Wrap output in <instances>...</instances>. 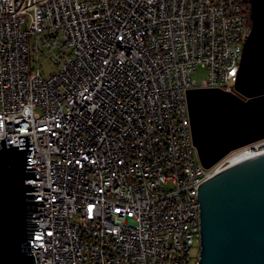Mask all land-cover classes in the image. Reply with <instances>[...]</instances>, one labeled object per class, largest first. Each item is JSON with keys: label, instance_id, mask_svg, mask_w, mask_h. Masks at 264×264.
I'll use <instances>...</instances> for the list:
<instances>
[{"label": "built area", "instance_id": "2783aa9c", "mask_svg": "<svg viewBox=\"0 0 264 264\" xmlns=\"http://www.w3.org/2000/svg\"><path fill=\"white\" fill-rule=\"evenodd\" d=\"M249 1L0 0V138L31 135L36 264H199V185L264 138L205 167L187 92L238 93Z\"/></svg>", "mask_w": 264, "mask_h": 264}, {"label": "water", "instance_id": "95a60500", "mask_svg": "<svg viewBox=\"0 0 264 264\" xmlns=\"http://www.w3.org/2000/svg\"><path fill=\"white\" fill-rule=\"evenodd\" d=\"M252 29L245 43L236 92H187L194 143L205 167L230 151L264 138V0H250ZM20 144L0 138V264H36L38 210L30 133ZM201 215L199 264H264V155L242 162L198 187Z\"/></svg>", "mask_w": 264, "mask_h": 264}, {"label": "rangeland", "instance_id": "374dc122", "mask_svg": "<svg viewBox=\"0 0 264 264\" xmlns=\"http://www.w3.org/2000/svg\"><path fill=\"white\" fill-rule=\"evenodd\" d=\"M41 70H42V73L44 75V77L46 79L50 78V76L54 73H56L58 70H59V66L54 64L52 61L46 59V58H42L41 59ZM206 73L202 72L200 75L197 74V76L199 77V79L201 77H204ZM201 239L200 238H197L195 240V243H194V248H193V252H195V250H201ZM198 258V253L196 255V258L194 259V261L192 262V264H196L195 261L196 259Z\"/></svg>", "mask_w": 264, "mask_h": 264}, {"label": "bare ground", "instance_id": "6f19581e", "mask_svg": "<svg viewBox=\"0 0 264 264\" xmlns=\"http://www.w3.org/2000/svg\"><path fill=\"white\" fill-rule=\"evenodd\" d=\"M264 155V145L259 149L249 148L247 151L240 157V162H245L253 158Z\"/></svg>", "mask_w": 264, "mask_h": 264}, {"label": "trees", "instance_id": "16d2710c", "mask_svg": "<svg viewBox=\"0 0 264 264\" xmlns=\"http://www.w3.org/2000/svg\"><path fill=\"white\" fill-rule=\"evenodd\" d=\"M248 3H249V5H248V6H249V9H250V11H251V5H250V1H249Z\"/></svg>", "mask_w": 264, "mask_h": 264}]
</instances>
